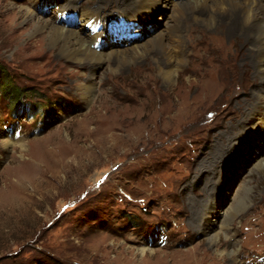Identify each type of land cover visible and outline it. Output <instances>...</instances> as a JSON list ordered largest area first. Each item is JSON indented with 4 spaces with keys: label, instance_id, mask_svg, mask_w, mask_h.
I'll return each instance as SVG.
<instances>
[{
    "label": "rangeland",
    "instance_id": "obj_1",
    "mask_svg": "<svg viewBox=\"0 0 264 264\" xmlns=\"http://www.w3.org/2000/svg\"><path fill=\"white\" fill-rule=\"evenodd\" d=\"M70 1L0 0V264H205L202 253L209 264H231L230 255L210 247L207 233L220 227L228 205L241 202L253 209L230 230L236 256L240 264H263L261 126H252L231 155L237 133L245 132L240 121L249 110L242 116L239 110L249 95L206 104L195 96L178 117L174 89L194 78L181 75L169 89L156 69L128 62L125 73L97 70L110 80L98 87L111 99L105 103L97 90L84 101L77 82L89 69L66 62L62 43L38 33L26 10L57 22L56 12L71 8ZM79 1L103 17L117 10L100 9L101 0ZM168 15L156 12L145 39L164 30ZM39 36L45 55L27 46ZM122 39L118 46L128 42ZM237 52L234 43L222 77L253 92L250 68L241 86L235 83ZM189 66L200 70L197 61ZM10 91L24 94L21 105ZM102 103L110 124L89 123ZM211 204L201 233L194 210ZM217 242L225 245V235Z\"/></svg>",
    "mask_w": 264,
    "mask_h": 264
},
{
    "label": "bare ground",
    "instance_id": "obj_2",
    "mask_svg": "<svg viewBox=\"0 0 264 264\" xmlns=\"http://www.w3.org/2000/svg\"><path fill=\"white\" fill-rule=\"evenodd\" d=\"M79 2V0H71L69 3L71 8L59 9L56 12V14L59 12L57 22L55 18L38 16L30 8L26 10L33 19L38 33L50 32L52 41L62 43V53L66 62L76 60L77 68L89 69V72L79 77L81 80L77 82L84 101L91 100L97 90L105 103L108 101V96L110 97L98 87L99 83L104 82L97 73L98 69L106 65L116 73H125L123 64L137 63L136 66L143 69H156L169 89L181 75L194 78L193 83L185 84L181 81L174 89L179 93L178 117L187 113L186 105L195 96L198 97L197 100L200 99L206 104L211 101L217 102L223 95L228 98L249 95L246 98L248 107L239 110V116L244 115L247 108L249 110L248 116L240 121L243 123V131H247L248 134L237 133L239 140L234 145L231 155L236 154V147L249 137L252 126H261L264 130V110H261L264 109V0H101L98 5L100 9L117 7V10L113 11L114 15L110 14L108 18L89 7L78 6ZM160 9L169 12L166 27L163 31L155 32L145 39L144 34L149 32V28L154 23L151 19L155 18L156 12ZM115 12H119L120 15L117 16ZM68 14L75 17L67 19ZM162 19H166L164 15ZM71 20H75L76 24L82 25L83 28L68 25ZM108 21L110 23H107ZM126 26L129 28L128 31H125ZM138 31L139 38L144 37V39L130 38V34ZM123 37H128V42L118 46ZM44 40V37H36L28 42L27 46L39 48L42 55H45ZM234 43L238 46L235 58L237 74H235L237 76L235 83L241 86L240 77L247 68H250L253 92H247L242 88L237 90L235 85L225 82L222 77L223 62L234 58L229 53ZM142 58L144 60H141ZM194 61L200 64L199 71L189 66V63ZM75 77L77 78V75ZM106 81L108 82L104 84L110 86V80ZM102 105L103 103L89 123L110 124L106 117H109L111 110ZM226 109L233 111L231 105ZM229 139L232 140V136ZM5 145L12 144L6 140ZM8 198L11 199L10 196ZM212 206L213 204L194 208L196 222L199 219L198 231L200 230L201 233L207 230L206 226L202 227L201 218L203 219L205 215L207 218L212 216ZM252 209L253 206L242 202L228 205L220 218V227L207 233L210 235V247L217 248L222 254L230 255L231 264H240V262L236 256L239 244L234 239L235 234L230 235V230ZM222 234L225 235L226 244L221 246L218 245L217 240ZM202 256V259H206L205 264H209L210 259L207 254L202 253Z\"/></svg>",
    "mask_w": 264,
    "mask_h": 264
},
{
    "label": "trees",
    "instance_id": "obj_3",
    "mask_svg": "<svg viewBox=\"0 0 264 264\" xmlns=\"http://www.w3.org/2000/svg\"><path fill=\"white\" fill-rule=\"evenodd\" d=\"M3 87H4V85L3 86H1L0 87V94L3 96H5V93H4V91H2V89H3ZM8 89H6V91H7ZM18 93L19 92H12V91H10L9 92V97H13V96H15L16 98H17V100H16V102H17V105L16 106H19V105H21L22 103H21V100H22V98H23V96H24V94H21V96H19L18 95Z\"/></svg>",
    "mask_w": 264,
    "mask_h": 264
}]
</instances>
